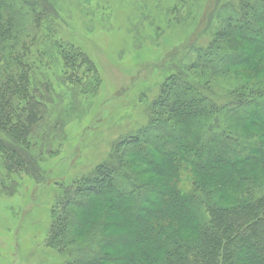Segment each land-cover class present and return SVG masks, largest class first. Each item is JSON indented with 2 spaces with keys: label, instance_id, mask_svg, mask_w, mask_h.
Segmentation results:
<instances>
[{
  "label": "trees",
  "instance_id": "1",
  "mask_svg": "<svg viewBox=\"0 0 264 264\" xmlns=\"http://www.w3.org/2000/svg\"><path fill=\"white\" fill-rule=\"evenodd\" d=\"M54 12L40 0H0V168L9 173L42 176L46 148L35 156L31 148L38 142L32 145L31 138L49 119L45 100L54 103L55 89L40 80L32 58ZM213 14L218 25L185 71L200 72L202 82L170 76L151 104L148 125L117 139L92 174L62 189L49 246L67 253L66 264H264V109L252 113L249 107L264 93L220 99L205 78L252 58L262 62L254 68L262 66L264 0H238ZM239 41L251 50L230 53ZM55 44L67 70L58 81L84 90L78 74L85 69L94 89L100 80L91 60ZM237 126L255 132L250 141ZM187 171L194 175L190 193L179 188ZM98 200L116 216L105 211L91 222ZM118 215H126L123 231L108 233Z\"/></svg>",
  "mask_w": 264,
  "mask_h": 264
},
{
  "label": "rangeland",
  "instance_id": "2",
  "mask_svg": "<svg viewBox=\"0 0 264 264\" xmlns=\"http://www.w3.org/2000/svg\"><path fill=\"white\" fill-rule=\"evenodd\" d=\"M40 1L51 4L55 12L42 27L43 38L32 59L40 80L53 85L55 101L45 100L51 111L49 119L38 130L37 139L31 138L32 145L38 142L31 148L35 156L42 146L46 148L40 161L42 176L0 168L4 184L0 191V264L68 262L67 253L49 246L62 189L92 174L109 158L117 139L148 125L151 104L170 76L183 73L189 80L201 81L200 72L188 74L186 68L196 58L194 51L207 44L218 25L214 11L238 0ZM55 43L75 47L91 60L100 80L94 82V89L85 69L78 74L86 85L84 90L58 81L67 70ZM251 48L249 42L239 41L229 52L241 54ZM256 63L262 62L252 58L223 75L206 73L205 78L220 99L240 91L264 93V63L254 68ZM250 104L252 113L257 112L264 109V98ZM228 116L225 120L234 124ZM237 127V134L245 140L255 133ZM256 138H250L252 143ZM193 177L190 171L181 175L179 188L183 192L193 191ZM74 211L81 213L82 209ZM92 211L91 222L98 221L105 211L117 213L100 200ZM125 216L118 215L117 224L108 233L122 232ZM85 224L81 228L89 223ZM100 238L98 234L96 240Z\"/></svg>",
  "mask_w": 264,
  "mask_h": 264
}]
</instances>
